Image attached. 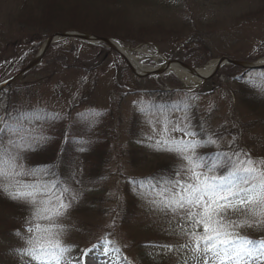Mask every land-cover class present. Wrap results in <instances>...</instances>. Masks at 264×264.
<instances>
[{
    "label": "rangeland",
    "instance_id": "1",
    "mask_svg": "<svg viewBox=\"0 0 264 264\" xmlns=\"http://www.w3.org/2000/svg\"><path fill=\"white\" fill-rule=\"evenodd\" d=\"M39 1L0 0V83L27 65L49 35L61 32L47 35L39 31V35H33L30 23L37 17L31 13L38 16ZM92 1L97 6L114 9L118 14L99 13L101 15L96 16L94 11L84 10V14L94 16L88 21L96 22L105 30L103 23L106 21L100 19L109 17V31L118 34L109 38L125 47L135 48V51L144 50V53L135 55L142 58L146 65L162 63L155 59L157 53L168 60H180L190 65L192 62L200 63L192 65L195 68L222 56L251 62L264 59L259 57V53L264 51V0ZM61 23V20H55L52 26L58 29ZM105 48L106 51L100 54L98 50L79 55L77 52L68 60L38 68L7 86L0 91V117L7 119V114L18 117L20 112L36 107L50 108L62 114H68L70 110L71 114L90 109L112 110L113 117L109 120L111 139L107 145L111 176L108 182L102 184L104 190L100 194L107 211L105 215H95L92 211L70 210L62 219L65 225L61 236L63 243L70 248L78 245L82 252L97 245L88 253L86 264H96L95 257L108 264H180V261L193 264L191 251L182 247L188 242V237L183 234L185 221L182 210L176 213L161 211L149 201V196L135 191L133 195L124 190L129 178L149 174L153 163L159 159L174 161L178 167L183 164L176 154L150 147L154 141L146 137L155 138L153 127L158 133L165 114L172 121L189 123L193 131L196 126L193 120L198 115L204 118L202 124L206 125L203 139L211 137L217 141L213 146L215 149L229 152L240 151L237 142L234 143L237 138L238 144L244 141L252 143L261 156L252 155L245 146L242 150L249 153L257 162V167L264 170V164L260 163L264 161V137L261 139L264 129L255 127L247 133L241 131L238 122L250 119L251 111L234 95V91L240 89L239 85L234 82L224 84V76L216 75L202 86L189 90L191 88H186L188 86L172 71L139 78L120 55L107 51V46ZM248 58L252 60H246ZM77 60L85 67L73 66ZM247 76L251 81L264 83V73ZM220 79L223 81L218 82ZM161 89H174V93L161 94ZM88 92L91 93L90 99L81 101ZM149 104L163 105L164 113L152 111L142 115L140 106ZM184 117L188 120L184 121ZM137 119L140 123L136 124ZM30 127H39V131H50L52 134L63 129L42 125L41 122H35ZM133 141L143 143V152L149 154L133 155L130 151ZM150 195L159 198L155 193ZM129 201H134L130 209H136L134 215L137 213V217L131 219V224L123 225L121 215ZM228 215L237 221L258 219L239 208ZM12 216L13 225H21L31 217V210L22 209ZM259 219V224L245 226L238 231L254 235L264 232V217ZM25 228V236L21 237L22 248L26 247L24 239L30 235ZM103 241L112 242L107 252L100 246ZM163 245L172 247L169 249ZM82 252L69 259L78 260ZM12 259L13 264H34L29 257L20 262L19 256L13 255Z\"/></svg>",
    "mask_w": 264,
    "mask_h": 264
},
{
    "label": "snow or ice",
    "instance_id": "2",
    "mask_svg": "<svg viewBox=\"0 0 264 264\" xmlns=\"http://www.w3.org/2000/svg\"><path fill=\"white\" fill-rule=\"evenodd\" d=\"M152 111L163 114L164 107L140 106L142 115ZM7 115V119L0 117V191L31 208L25 228L30 235L18 254L29 257L34 264H86L88 253L97 245L83 250L82 256L73 261L67 256L70 246L61 239L65 231L62 219L77 201V194L50 166L29 167L25 163L26 153L37 150L49 139L43 132L35 134L30 125L47 122L48 117L35 110L21 112L18 117ZM57 118L58 115L53 117ZM153 132L155 138L146 137L154 141L149 146L176 154L183 164L171 176L129 178L128 183L133 191L149 196V201L161 211L182 210L183 234L188 237L182 247L191 251L193 264H264V238L254 239L238 231L259 224V218L264 217V170L242 150L218 151L212 157L198 152L217 141L211 137L196 139L198 133L189 123L172 121L166 114L159 132L155 127ZM152 193L159 198H152ZM238 208L258 219L230 218L228 213ZM16 235L21 234L17 231ZM111 243L103 241L105 252Z\"/></svg>",
    "mask_w": 264,
    "mask_h": 264
},
{
    "label": "trees",
    "instance_id": "3",
    "mask_svg": "<svg viewBox=\"0 0 264 264\" xmlns=\"http://www.w3.org/2000/svg\"><path fill=\"white\" fill-rule=\"evenodd\" d=\"M37 9L38 16H34L33 13H31L33 17H37L32 19L33 22L30 23L33 35H39V31H43L45 34L49 35L54 31L64 32L75 29L92 32L97 35H104L106 37L118 35L117 33L109 31L110 25L107 22L109 21V17L100 19L106 21L103 23L104 28H106L105 30L96 22L90 23L88 21L93 15H101L99 13H108L111 16L118 14L114 9L104 8L100 5L97 6L92 0H40ZM84 10H92L94 13L93 15L90 13L84 14ZM84 17L85 19H80ZM55 20H61L63 22L58 29L52 26ZM37 39L38 37L36 36L35 40ZM105 47L106 45L104 44L95 45L72 39L57 42L47 51L42 63L30 72L44 66L48 67L53 62H63V59L68 60V57L75 53L77 55V52H79V55L83 52L98 50V54H100V52L106 51ZM107 51L111 52L113 50L107 49ZM96 57H98V55ZM259 57H264V51L259 53ZM246 60L252 59L248 58ZM191 64L199 65L200 63L197 64L192 62ZM72 65L79 68L85 67L84 64L78 60ZM258 72L264 73V69L245 70L242 67L226 65L222 67L217 74L218 76H224V84L234 82L239 85L240 89L235 90L234 95L237 100L239 99L242 103L246 104L251 111V116L253 118L251 117L250 119L238 122L243 133H247L255 129V127H263L264 129V83L251 81L247 76L250 73L253 74ZM222 81L223 80L220 79L218 82ZM159 92L161 94H169L174 93V89L170 91L161 89ZM90 94L91 93L88 92L81 101L89 100ZM32 110L39 112L41 116L48 117L47 122H35H41L42 125L49 124L51 127L55 126V128L60 127L63 129L55 132L56 134H52L50 131L43 133L47 135L49 139L37 150L26 153V165L29 167L50 166L69 186H71L78 196L77 201L73 203L70 209L72 212L92 211L95 215H105L107 209L104 204V199L100 194L102 190H104V187H101L102 184L108 182L111 176V171H109L108 167L110 155L107 151V145L111 139L109 120H112L113 117L112 110L90 109L79 111L74 114H71L72 110H70L68 114H62L50 108L36 107L30 108L28 111ZM137 114L141 115L140 113ZM57 115L58 118L53 119V117ZM138 118L141 117L138 116ZM203 120L204 118L202 119V117L198 115H195L193 120L194 126L196 125L194 127L195 132L198 133L196 138L198 139H203L206 133V125L202 124ZM137 123H140L138 119L136 120V124ZM32 128L35 134L41 133L39 127ZM263 137L264 132L261 135V139H263ZM236 142L238 149L242 150V146H245L252 155L261 156L258 154L257 150L252 147V143L244 141L242 144H238V138L234 143L236 144ZM198 150V152L206 154L208 157L214 156L218 151H226L223 149H215L213 146L202 147ZM130 151L133 155L134 153L135 155L145 153V156L149 154V152H143L145 151L143 143L137 141L130 143ZM242 151L245 152V150ZM177 167L174 161L159 159L153 163L152 170L149 174L131 178H144L149 176L159 178L161 176H171ZM124 190L127 193H133V187L128 183V180L124 184ZM98 193L99 195H97ZM133 202L134 201H129L125 205V211H123L124 213L121 215V223L123 225L131 224V219L137 217V213L134 215L136 209H130V207L134 205ZM128 205L129 207H126ZM22 209L27 211L28 209L29 211L31 210L27 203L12 201L3 191H0V242H2L0 264H13V255L15 257L19 256L18 262H20L21 259L27 258V256H21L17 252L18 249L22 248L20 247L22 246L21 237L25 236L23 230L24 227L27 226L26 222H22L21 225H13L12 223V215L14 212L20 213ZM132 214L133 217H131ZM17 231L20 232V236L16 235ZM242 234L254 239L264 238L263 231L255 235L250 232L248 234ZM70 249V254L67 255L68 258L75 257L82 252L78 245ZM179 263L185 264L183 261ZM187 264L189 263L187 262Z\"/></svg>",
    "mask_w": 264,
    "mask_h": 264
},
{
    "label": "water",
    "instance_id": "4",
    "mask_svg": "<svg viewBox=\"0 0 264 264\" xmlns=\"http://www.w3.org/2000/svg\"><path fill=\"white\" fill-rule=\"evenodd\" d=\"M65 39L80 40V41L87 42V43H90V44H99V43L105 44L107 47H109L110 49H112L113 51L118 53L124 59V61L126 62V64L129 67V69L137 77H140V78L152 77V76H155V75H162V74H164V73H166L168 71V68H169V66H170V64L172 62L179 63L184 68L189 69L193 73L197 72V70H198V68L192 67L190 64L185 63L183 61H180V60H168L165 57H163L164 60H165V64L163 66L157 67L153 71H147V72H144V73H139L136 70V68L134 67V65H132V63L128 60L126 55H124L118 49L119 41H117L115 39H112V38H109V37L99 36V35H95V34L88 33V32L70 30V31H64V32H56V33H53V34L49 35L48 38L46 39V41L41 46V48L38 51V53L35 55V57L25 67H23L21 70H19L17 73H15L10 78H8V79H6V80H4L3 82L0 83V91L3 90L4 88H6L7 86H9L10 84H12L13 82H15L20 77H22L25 74H27L28 72H30L32 69H34L38 65H40L41 62L44 59L45 54L49 50V48L54 43H56L58 41L65 40ZM216 61L217 62H216L214 70L211 73H209L208 75L200 77V79H201L200 85H202V84L206 83L208 80L212 79L218 73V71L221 69V67H223L226 64L239 66V67H242V68H244L246 70L264 69V60H259V61H256V62H246V61H242V60L232 59V58H229L227 56H222V57H219L218 59H216Z\"/></svg>",
    "mask_w": 264,
    "mask_h": 264
},
{
    "label": "bare ground",
    "instance_id": "5",
    "mask_svg": "<svg viewBox=\"0 0 264 264\" xmlns=\"http://www.w3.org/2000/svg\"><path fill=\"white\" fill-rule=\"evenodd\" d=\"M118 49L120 50V52H122L124 55H126V57L128 58V60L132 63V65H134V67L136 68V70L139 73H144L147 71H153L154 69H156L157 67L163 66L164 62H163V58L161 55L157 54L155 59L160 63V61H162L161 64H158L157 66L154 65H146L142 62V58L138 57L135 54L144 53V50H139L138 51H133L132 49L122 46L118 43ZM136 50V49H135ZM216 59L211 60L210 62H208L205 66L198 68L197 72H192L187 68H184L182 65H180L177 62H172L168 68V71H172L174 72L182 81V83L184 85H187L188 87H193V86H198L201 83V79L200 77L206 76L209 73H211L216 65ZM97 259L96 264H108L105 261H101L98 257H95Z\"/></svg>",
    "mask_w": 264,
    "mask_h": 264
}]
</instances>
